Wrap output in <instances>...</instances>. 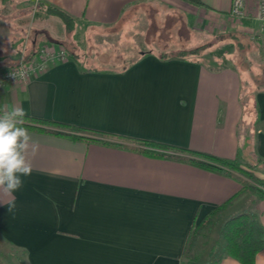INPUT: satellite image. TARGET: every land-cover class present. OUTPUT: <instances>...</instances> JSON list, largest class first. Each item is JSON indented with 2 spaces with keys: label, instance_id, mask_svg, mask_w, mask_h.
Masks as SVG:
<instances>
[{
  "label": "crops",
  "instance_id": "1",
  "mask_svg": "<svg viewBox=\"0 0 264 264\" xmlns=\"http://www.w3.org/2000/svg\"><path fill=\"white\" fill-rule=\"evenodd\" d=\"M200 1L0 0V71L16 65L33 44L60 45L81 28L112 27L162 3L174 6V19L190 28L184 46L194 47L196 36L202 45L235 32L251 48L242 50L240 64L224 55L236 51L224 40L215 44L224 55L216 63L144 53L123 72L88 70L68 53L66 61L26 83L1 86L0 109L21 106L27 116L223 158L239 153L264 167V87L250 94L240 77L244 73L251 82L264 75L252 73L264 65L257 0H243L242 20L231 16L232 0ZM38 3L72 16L75 31L68 35L58 17L42 10L34 29L30 16ZM246 51L258 63H249ZM29 133L39 142L37 155L30 157L31 175L10 196L0 191V264H12L8 253L23 252L25 264H180L191 226L240 188L232 174L199 166L190 155L175 160L113 138L85 143ZM9 200L15 204L11 212ZM247 210L264 227V198L245 194L225 212ZM206 247V255L197 254L202 264H240L227 255L218 259L222 248L215 242ZM254 264H264V246Z\"/></svg>",
  "mask_w": 264,
  "mask_h": 264
},
{
  "label": "trees",
  "instance_id": "2",
  "mask_svg": "<svg viewBox=\"0 0 264 264\" xmlns=\"http://www.w3.org/2000/svg\"><path fill=\"white\" fill-rule=\"evenodd\" d=\"M182 1L193 5L202 4L200 0ZM37 8L46 12L47 14L58 17L62 21L68 35L72 34L75 31V19L64 11L50 4L43 3H38ZM124 20H122L121 22H123ZM179 27H182V25L180 24ZM240 37L241 35L235 32L216 36L218 40H226L227 42H230L234 45V48L236 50L234 53V57L239 64L240 62H244L242 49H244L245 46H248V43L243 44L242 42H240ZM184 38L185 35H183L182 39ZM67 41L59 44L62 45L80 65L84 66L88 70L123 72L136 61H138L139 57L144 55V53L140 52L139 55H137L135 58H131L130 60H121L123 58H126L124 53H121L120 55L110 54V56L107 57L108 59L100 57L101 60L99 59V63L97 65H94L92 64L93 60L98 58H96V54H93V56L90 57H87L86 54L82 55L79 52V50H81L79 48V45L74 40H70L68 42ZM164 45L166 44L162 43V46ZM175 45L177 47H174V53L167 54L158 47L157 50H155L154 47H156L157 45L150 48L152 49V51L149 50L145 53L155 52L156 54H158V57L160 59H183L187 57H196L210 47L207 44H202L200 46L188 48L183 45V42ZM182 46L184 47L181 48ZM36 49L37 47L35 48V44H33L31 46V51L28 52V55L32 54ZM259 81H261V79H259ZM260 85L261 83L259 82L257 83V85H254V87L256 89L263 88L259 87ZM250 104L253 108L255 107L254 102L253 104L250 102ZM24 126L27 127L29 131L56 134L65 136L71 140L83 141L85 143L94 142L95 140L102 138H113L119 141L135 144L139 147V152L153 156L173 158L175 160H188L186 157H189L190 155V157L196 160L195 162L199 166L214 171H227L228 173L235 176L240 182V188L232 196L227 198L220 205L211 209L207 214H205L201 219H199L191 226L182 251L180 264L183 263L184 259H186L187 264H202L199 256L195 253V248L198 244L199 238L205 237L207 235L209 226L214 223L215 220L219 219L225 212V210L234 202H236L240 197L245 194H252L257 198H264V178L257 176L253 169L255 165L249 162H245L239 153L236 154V156L233 158H223L209 153L193 151L186 148L167 145L147 139L109 134L95 129L75 126L63 122H57L33 116L26 117V123ZM50 128H55V130ZM107 144L122 147L114 143ZM180 155H185L186 157H182ZM217 235L218 238L215 242L216 247L222 241V250L218 259L223 255H227L238 261L240 264H254L256 254L264 246V227L259 219L258 214L251 210L228 216L226 219L221 221L217 229ZM8 254L11 258L10 261H12V264H25L24 258L17 256V254ZM218 259L214 260V262L218 261Z\"/></svg>",
  "mask_w": 264,
  "mask_h": 264
},
{
  "label": "rangeland",
  "instance_id": "3",
  "mask_svg": "<svg viewBox=\"0 0 264 264\" xmlns=\"http://www.w3.org/2000/svg\"><path fill=\"white\" fill-rule=\"evenodd\" d=\"M175 11L176 9L174 8V6L168 3L158 4L154 7L141 9L137 13L133 14L130 18L112 27L95 26L89 27L87 29L81 28L80 30H78V32H75L73 34V40H76V42H78L77 44L81 49L79 50V52L82 55L86 54L87 57H90L93 56V54H96V58H98L93 60L92 64L94 65H97L99 63L100 57L108 59L107 57L110 56V54L120 55L121 53H124L126 58H123L121 60H130L131 58H135L137 55H139L140 52L145 53L149 50L152 51V49L150 48L155 45H157L156 47H154L155 50H157L158 47L167 54L174 53V47H177L175 44H179L180 42L186 43L187 40H185V38H188V34L190 31V28L187 29L186 26H184L185 22L184 20H182V18L178 17L179 19H174ZM39 13L40 10H34V12L30 16V20H33V22H31L34 29L40 21ZM32 16L33 19L31 18ZM176 23H182L183 25L182 27H179L180 25L177 26ZM183 35H185L184 39H182ZM198 38L199 37L196 36L194 40H191V44L194 45V47L200 46L198 44L204 42L199 41ZM222 41L218 40L216 37H214L212 40L207 41L206 44L210 47L203 51L201 54L197 55L195 58L205 63L209 60L216 63L217 61H220L221 56L226 55L228 56L229 61L230 59L233 60L235 58L234 56L231 57V55L227 53L221 55V52H218L219 49L215 44H223L224 42ZM156 43H158L159 46ZM162 43H165L166 45L162 46ZM45 44L50 43L46 42ZM183 47L184 46H182L181 48ZM245 48L251 50L250 45L245 46L244 49ZM247 58H249V60L247 59L249 63L252 62L255 64L259 61V57L253 54V52L251 51L247 52ZM252 69V73H262L264 72V65L254 66ZM239 72L241 74L240 70ZM243 74L244 73H242V75L240 76L242 81V88H245L248 85L247 91L250 94H253L256 91L254 85H257V83H261L259 87H264V75L259 76L258 80L256 79V77H253L258 82L253 80L250 82V78H247L246 74ZM259 79H261V81H259ZM250 163L255 165L253 167L255 174L257 171L258 173L263 174L261 176L264 177L263 165H260L257 162ZM232 213L233 212L231 211L224 212L219 219L215 220L214 223L209 226L207 235L202 238L200 237L198 240V244L195 248L196 254H198L199 256L204 254L206 255L208 251L206 245L216 242L218 238L217 229L219 224L228 216L233 215ZM202 241L204 242L202 243ZM221 245L222 241L217 245V247ZM16 254H18L21 258L23 256L20 253ZM182 264H187L186 259L183 260Z\"/></svg>",
  "mask_w": 264,
  "mask_h": 264
},
{
  "label": "clouds",
  "instance_id": "4",
  "mask_svg": "<svg viewBox=\"0 0 264 264\" xmlns=\"http://www.w3.org/2000/svg\"><path fill=\"white\" fill-rule=\"evenodd\" d=\"M27 112L21 106L0 109V191L10 196L24 185V177L32 173L30 157H35L39 142L25 127ZM9 211L14 201H7Z\"/></svg>",
  "mask_w": 264,
  "mask_h": 264
},
{
  "label": "built area",
  "instance_id": "5",
  "mask_svg": "<svg viewBox=\"0 0 264 264\" xmlns=\"http://www.w3.org/2000/svg\"><path fill=\"white\" fill-rule=\"evenodd\" d=\"M231 16L238 20L246 18L247 13L243 0H232ZM258 33L264 35V0H257L256 17ZM67 50L57 44H40L30 55L21 54L18 63L0 71V87L4 85L26 83L32 77L44 73L49 67L66 61Z\"/></svg>",
  "mask_w": 264,
  "mask_h": 264
}]
</instances>
